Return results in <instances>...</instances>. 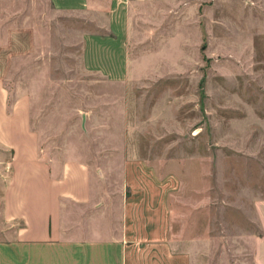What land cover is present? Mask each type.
I'll return each instance as SVG.
<instances>
[{
	"label": "crops",
	"instance_id": "1",
	"mask_svg": "<svg viewBox=\"0 0 264 264\" xmlns=\"http://www.w3.org/2000/svg\"><path fill=\"white\" fill-rule=\"evenodd\" d=\"M151 2L0 0V264H213L207 234L180 251L172 186L131 142L132 90L179 74L161 63L177 39L157 64L134 52L136 11ZM74 52L91 78H48ZM27 60L29 89L19 78L11 91ZM248 217L249 264H264V200Z\"/></svg>",
	"mask_w": 264,
	"mask_h": 264
},
{
	"label": "rangeland",
	"instance_id": "2",
	"mask_svg": "<svg viewBox=\"0 0 264 264\" xmlns=\"http://www.w3.org/2000/svg\"><path fill=\"white\" fill-rule=\"evenodd\" d=\"M134 28L144 64L180 42L175 61L161 60L179 74L133 89L129 117L137 156L172 186L171 237L188 252L190 239L207 234L213 264H249L239 231L253 232L248 213L264 200V0H152L137 9ZM74 54L48 78L90 79L75 71ZM29 65L12 71L11 91L19 78L29 89Z\"/></svg>",
	"mask_w": 264,
	"mask_h": 264
}]
</instances>
